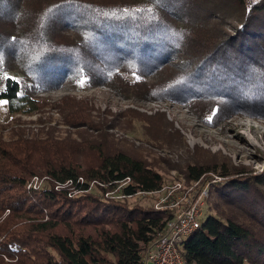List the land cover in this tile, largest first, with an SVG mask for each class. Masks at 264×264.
<instances>
[{
  "label": "trees",
  "instance_id": "obj_1",
  "mask_svg": "<svg viewBox=\"0 0 264 264\" xmlns=\"http://www.w3.org/2000/svg\"><path fill=\"white\" fill-rule=\"evenodd\" d=\"M52 5L63 7L49 14ZM14 70L26 84L3 78L0 89L13 113L39 110L34 96L70 79L178 103L209 127L264 119V0H0V75ZM58 106L67 125L99 129L85 103L64 98ZM125 113L152 130L173 127L164 112ZM15 135L0 138V264H142L140 243L161 231L167 211L84 191L91 181L113 189L129 178L125 194L154 192L163 176L106 137ZM225 159L231 170L221 174L235 176L215 186L218 213H207L182 249L193 264H264V170ZM185 168L189 182L212 170ZM33 176L47 186L28 189Z\"/></svg>",
  "mask_w": 264,
  "mask_h": 264
},
{
  "label": "rangeland",
  "instance_id": "obj_2",
  "mask_svg": "<svg viewBox=\"0 0 264 264\" xmlns=\"http://www.w3.org/2000/svg\"><path fill=\"white\" fill-rule=\"evenodd\" d=\"M6 73L9 77H15L21 86L26 84L20 70ZM2 79L3 74L0 75V89ZM34 98L42 102V105L39 110L30 114L13 113L7 102L0 100L3 101L0 103V138L9 140L16 136L15 132L18 130H22L23 135L28 138H45L48 132H52L56 139L70 137L77 142L91 140L97 141V144L98 140L106 137L116 148L143 158L163 176V184L158 191L126 198L129 207L140 206L158 210L155 208L157 198L163 193L165 186L175 184L178 176L184 175L187 165H196L212 169L201 177L199 186L204 188L212 178L215 179L208 188L205 215H216L218 211L214 210V205L220 203V200L215 194V186L235 176L221 174L231 170L225 157L229 158L234 166L242 164L253 168L254 173L264 170V119L236 116L221 125L209 127L178 103L156 101L149 96L144 99H127L110 85L98 84L89 87L84 81L74 82L70 79L64 80L60 87L35 95ZM64 98H73L85 103L86 113L99 129L67 125L58 106ZM128 109L146 116L164 112L166 120L173 124V127H166L165 132L152 130L146 120L143 121L141 117L131 118V115L125 113ZM183 178L186 179L185 175ZM186 182L189 184L187 179ZM38 184L40 189L45 188L47 180L44 179ZM114 191L115 188L109 189L97 181H91L88 190L84 192L108 200L114 199ZM69 192L71 196L80 193L72 189ZM236 212L238 213L237 210Z\"/></svg>",
  "mask_w": 264,
  "mask_h": 264
},
{
  "label": "built area",
  "instance_id": "obj_3",
  "mask_svg": "<svg viewBox=\"0 0 264 264\" xmlns=\"http://www.w3.org/2000/svg\"><path fill=\"white\" fill-rule=\"evenodd\" d=\"M183 176H178L175 184L166 185L163 193L157 198L155 208L167 211L168 217L164 220L160 232L152 235V239L147 244L140 243L142 264H193L185 257L182 249L183 242L194 234L205 220V204L209 196L208 188L215 179L210 177L212 178L211 182L203 188L199 186L202 176L192 180L189 184ZM44 179L45 177L33 176L28 182L27 188H40L38 183L41 184ZM129 181V178H125L116 184L114 198L122 201L132 196L122 191ZM70 184L71 182L67 181L65 185ZM149 193L151 192L139 191L135 194L147 195Z\"/></svg>",
  "mask_w": 264,
  "mask_h": 264
},
{
  "label": "snow or ice",
  "instance_id": "obj_4",
  "mask_svg": "<svg viewBox=\"0 0 264 264\" xmlns=\"http://www.w3.org/2000/svg\"><path fill=\"white\" fill-rule=\"evenodd\" d=\"M158 2H159V0H154V3H158ZM62 7H63V5H52V6H51L48 10H46V11H47L49 14H53V13H55V12H58ZM84 7H87V8H89V9H92V10L95 11V12L100 13V9L93 8V6H91V5H86V6H84ZM147 7H148V11H149V13H153V11H154V7H153V5H148ZM124 11H125V12H128L129 10H128V9H124ZM137 11H140V9H137ZM101 14H103V15H105V16H107V15H114V12L104 11V12H102ZM157 19H158V17H157ZM173 34H174L175 36H180V35H181L180 32H173ZM13 39H15V38H13ZM3 78H5V79L11 78V79H13V80L16 79L15 77H9V76H8V73H6V72L3 74ZM0 103H3V101H0ZM213 113H215V109L213 110ZM211 118H212L211 116L208 117L209 120H211Z\"/></svg>",
  "mask_w": 264,
  "mask_h": 264
}]
</instances>
